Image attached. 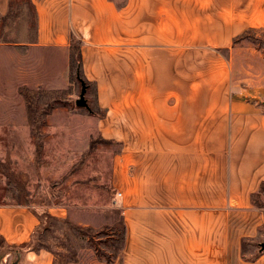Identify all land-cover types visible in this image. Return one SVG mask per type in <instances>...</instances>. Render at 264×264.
Here are the masks:
<instances>
[{
  "label": "crops",
  "instance_id": "obj_1",
  "mask_svg": "<svg viewBox=\"0 0 264 264\" xmlns=\"http://www.w3.org/2000/svg\"><path fill=\"white\" fill-rule=\"evenodd\" d=\"M31 1L34 48L82 40L102 133L121 141L111 182L126 245L101 264H264L252 250L264 234V67L236 56L238 38L264 29V0ZM40 223L31 205L0 204L7 248ZM19 255L54 262L46 249Z\"/></svg>",
  "mask_w": 264,
  "mask_h": 264
},
{
  "label": "rangeland",
  "instance_id": "obj_2",
  "mask_svg": "<svg viewBox=\"0 0 264 264\" xmlns=\"http://www.w3.org/2000/svg\"><path fill=\"white\" fill-rule=\"evenodd\" d=\"M35 34L32 1L10 0L0 13V204L37 210L34 246L50 251L53 264L119 261L126 226L111 181L121 141L102 133L95 85L86 94L91 110L76 104L77 52L34 48ZM237 42L239 59L264 67V29ZM261 242L264 234L252 250ZM20 251L0 238V264L19 261Z\"/></svg>",
  "mask_w": 264,
  "mask_h": 264
},
{
  "label": "trees",
  "instance_id": "obj_3",
  "mask_svg": "<svg viewBox=\"0 0 264 264\" xmlns=\"http://www.w3.org/2000/svg\"><path fill=\"white\" fill-rule=\"evenodd\" d=\"M75 39H78L76 40V43H75ZM71 41H72V45H71V52H77V58H78V64H79V68L82 69V54H81V45H82V40H80L76 34L74 32H72L71 34ZM79 46V47H78ZM84 79V77H82ZM86 81V80H85ZM87 82V81H86ZM88 85H89V82H88ZM253 199L255 201H257V196L256 195H253ZM40 217V216H39ZM42 221V218L40 217V222ZM41 224V223H40ZM38 230V229H37ZM36 230V231H37ZM35 231V232H36ZM28 248H32V249H37L35 246H34V237L31 239V241H29L28 243H24L20 246V250L22 249H28Z\"/></svg>",
  "mask_w": 264,
  "mask_h": 264
},
{
  "label": "water",
  "instance_id": "obj_4",
  "mask_svg": "<svg viewBox=\"0 0 264 264\" xmlns=\"http://www.w3.org/2000/svg\"><path fill=\"white\" fill-rule=\"evenodd\" d=\"M79 78L81 81L82 88H81V93H80L79 97L76 99V104L78 106L86 107L87 109L91 110L90 105L88 103V100L86 98V94H87V90H88V84L85 82V80L83 78H81V77H79ZM260 249L264 250V242L260 243ZM18 263H19V261H16L12 264H18Z\"/></svg>",
  "mask_w": 264,
  "mask_h": 264
},
{
  "label": "built area",
  "instance_id": "obj_5",
  "mask_svg": "<svg viewBox=\"0 0 264 264\" xmlns=\"http://www.w3.org/2000/svg\"><path fill=\"white\" fill-rule=\"evenodd\" d=\"M262 222L264 223V213L262 214Z\"/></svg>",
  "mask_w": 264,
  "mask_h": 264
}]
</instances>
